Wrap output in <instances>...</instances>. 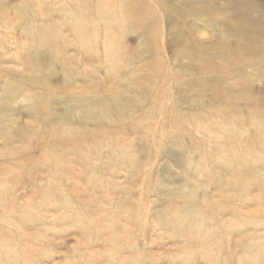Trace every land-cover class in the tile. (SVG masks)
Returning <instances> with one entry per match:
<instances>
[{"label":"rangeland","instance_id":"rangeland-1","mask_svg":"<svg viewBox=\"0 0 264 264\" xmlns=\"http://www.w3.org/2000/svg\"><path fill=\"white\" fill-rule=\"evenodd\" d=\"M130 1L0 0V264H264V0Z\"/></svg>","mask_w":264,"mask_h":264},{"label":"bare ground","instance_id":"bare-ground-1","mask_svg":"<svg viewBox=\"0 0 264 264\" xmlns=\"http://www.w3.org/2000/svg\"><path fill=\"white\" fill-rule=\"evenodd\" d=\"M141 3L139 2V0H131L130 2H127L126 5H124L121 8V12L123 15H129L130 11H134L136 8L139 7ZM110 9V8H109ZM120 11V10H119ZM112 13V12H111ZM122 19V18H121ZM116 21V20H115ZM116 72V71H115Z\"/></svg>","mask_w":264,"mask_h":264}]
</instances>
